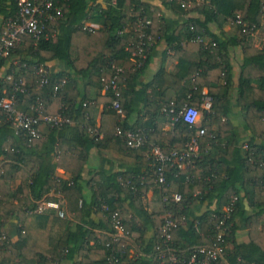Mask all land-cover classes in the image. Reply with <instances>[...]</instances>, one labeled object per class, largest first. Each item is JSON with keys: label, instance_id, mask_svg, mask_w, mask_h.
<instances>
[{"label": "trees", "instance_id": "obj_1", "mask_svg": "<svg viewBox=\"0 0 264 264\" xmlns=\"http://www.w3.org/2000/svg\"><path fill=\"white\" fill-rule=\"evenodd\" d=\"M51 1L61 8V16L46 23L39 40L21 36L10 55L0 61V98L14 94L15 107L31 115H37L30 107L39 102L41 115L67 120L46 125L48 133L29 142L0 110V264H169L159 259L156 250L162 246L160 228L167 211L186 221L171 231L168 246L177 257L209 246L215 225L228 214L225 223L231 227L224 236L219 264H264V49L247 46L262 22L264 0H203L192 10L198 17L189 16L170 38V27L161 23L160 9L142 0H101L104 7L99 0ZM161 1L175 13L184 12L174 2ZM17 11L16 0H0L3 23L15 20ZM220 19L235 23L234 36L211 32V25ZM139 21L150 22L143 31L153 40L144 57L136 55ZM85 24L90 31L82 28ZM183 29L185 39L178 42ZM162 40L177 43L178 74L170 76L161 69L151 83L137 89L150 51ZM232 45L243 46L234 103L243 112L246 138L243 132L229 129L225 120L233 78L225 49ZM49 62L57 63L59 72H52L46 66ZM113 66L123 71L119 77L121 120L110 107L111 92L94 99L88 96L92 87L99 92L103 89ZM39 67L48 71L43 86L36 74ZM188 75L194 76L192 87L168 105L165 115L158 116H166L171 125L169 110L176 112L187 105L200 110V122L189 126L178 120L168 132L162 131L154 98L164 84L177 91L176 83ZM18 79L26 82L23 93L13 91ZM147 88L151 94L146 95ZM203 88L211 99L208 111L200 108ZM90 101L94 104L83 106ZM133 101L142 102V111L149 116L145 122L138 120L136 128L145 143L136 149L115 135L116 127L131 130L128 120L134 112ZM99 106L101 123L96 128ZM80 126L85 130L80 131ZM200 129L204 134L197 138L196 158L183 170L169 166L166 183H158L151 148L158 146L165 154L173 148L181 151ZM92 148L109 154L118 170L107 168L113 161L103 158L102 166L83 180L82 169ZM57 169L69 178L58 177ZM149 190L160 205L159 212L143 205ZM50 193L54 199H48ZM173 193L181 195L180 203L163 202ZM56 198L63 202L64 218L55 209L34 213L40 202L58 203ZM114 214L126 236L117 242L113 241ZM241 224L246 240L237 237ZM7 225H12L15 240L6 233Z\"/></svg>", "mask_w": 264, "mask_h": 264}, {"label": "built area", "instance_id": "obj_2", "mask_svg": "<svg viewBox=\"0 0 264 264\" xmlns=\"http://www.w3.org/2000/svg\"><path fill=\"white\" fill-rule=\"evenodd\" d=\"M166 2H174L180 6L183 10H186L190 5V0H164ZM17 2V18L15 20H7L5 22V29L0 36V61L6 59L13 49L20 43V37L23 35H29L33 40H39L45 32L46 23H52L61 16V8L55 5L51 0H44L40 3L37 0H16ZM149 21H139L136 25L135 32L137 33V56L144 57V52L147 51L148 47L153 43L152 37L143 30L149 25ZM237 23H240L237 21ZM84 30H91L89 25L85 24L82 27ZM200 42L199 39H197ZM135 55V54H134ZM123 73L121 68L112 67V77L108 81H103L104 93L111 92L113 100L111 101V109L115 112L118 118L121 120L124 118V114L121 108L119 92V77ZM36 74L39 76V86L47 84L48 71L39 67L36 69ZM8 81L12 79L6 78ZM65 82L62 81V84ZM26 82L23 79H18L13 82V91L25 92ZM54 92H58V87L54 88ZM94 104L93 101L85 102L83 106ZM202 108L210 110L211 99L207 95H204L202 99ZM41 103L37 102L36 106H31L30 110L35 112L37 115H31L25 113L15 107L14 94L10 97L0 98V110L6 113L7 119L12 123L16 133H22L30 142L33 139H37L40 136L41 125L56 126L62 122L67 121L60 115H41L40 114ZM171 117V125L181 120L189 126L197 125L201 116V112L198 108L193 106L184 105L180 110L174 111L169 110ZM204 131L200 129L194 138L185 144L184 148L179 151L175 148L171 149L165 154L158 146H153L150 151V155L157 164L155 172L156 180L160 184L166 183V173L169 166L176 165L178 170H183L192 158H196L198 151L197 138L202 136ZM115 135L125 141L126 145L130 149H136L142 146L144 138L139 135V132L131 130H123L120 127H116ZM165 203H180L181 195L173 193L170 196L163 198ZM47 209H55L58 211L60 218L65 217V213L59 203L53 201H42L40 202L34 213L41 214ZM225 211H229L226 209ZM229 215L226 214L222 217L219 223L215 225L214 234L210 237V245L204 247L195 248L189 256L179 258L168 246L171 238V231L178 226L185 225V218L175 216L171 211H167L163 215V223L160 228V236L162 239V246H158L156 250L159 252V259H166L169 264H219V260L223 258V241L224 236L230 225H226V220ZM112 225L115 230L113 241L117 242L121 238H126L123 225L119 220L117 214L112 216ZM1 238H5V234L1 233ZM116 262V259H115ZM107 264H113V261H108Z\"/></svg>", "mask_w": 264, "mask_h": 264}, {"label": "crops", "instance_id": "obj_3", "mask_svg": "<svg viewBox=\"0 0 264 264\" xmlns=\"http://www.w3.org/2000/svg\"><path fill=\"white\" fill-rule=\"evenodd\" d=\"M146 3H149L150 5L157 7L160 9L159 17L161 19L162 25H168L170 27V30H168V38H170L174 31L178 30V27L183 26L186 20L189 16L191 17H198V15L195 12H192L193 8L196 5L202 4L203 0H190L189 7L184 10L182 14L175 13L172 9L166 8L163 6L161 0H142ZM103 7L105 6L104 3H102L101 0L98 1ZM95 27H99L95 25ZM175 28V29H174ZM5 29V22H2V19L0 18V36L2 35L3 31ZM174 29V30H173ZM211 32L217 34L220 32H224L226 36L232 37L236 34V26L235 23L230 19H220L217 23L211 25L210 27ZM185 39V31L184 29L179 31V41H184ZM177 46L176 42H173L171 44H167L163 40L157 44L151 51H150V57L148 60V64L144 71L139 76L137 83L138 88H141V86L147 85L153 81L154 76L157 74L159 70H163L167 75L170 76H176L178 74V68H177V59L175 57V49L174 47ZM247 46L258 48V49H264V15L262 17V22L259 26V28L252 34V36L247 40ZM226 51V61L232 66V88L228 90L226 99L229 101L228 109H227V117L225 120L229 122L230 128L239 132H243V135L245 138L248 134L244 132L242 120H243V112L235 107L234 103V96H235V89L238 84V74H239V67L242 64L243 60V46L242 45H232L227 46L225 49ZM46 66L54 73L59 72L60 66L55 62H49L46 64ZM193 75H188L182 80H180L178 83H176L175 91L173 88H170L169 86H166L167 84L162 85V88L164 90L156 96L154 99L156 101V104L154 106L156 107L157 111V119L159 120V126H161L162 131L168 132L171 129V125L166 123L167 119L166 116L159 117L158 115H165L168 109V105L174 101H176L183 91L187 88L188 90L192 87L193 84ZM222 84V82H220ZM141 85V86H140ZM166 86V87H165ZM157 92L159 89L156 90ZM207 88L202 89V95H207ZM97 94L103 95L104 92L101 90L100 92L95 88L92 87L88 91L89 99H94L97 97ZM151 94V88L146 89V95ZM132 107L134 112L130 116L128 120V125H130L131 130L138 132L140 129L136 128L138 127V120L143 119L142 121L145 122L149 116L147 113H145L143 110L144 104L139 101H133ZM202 108V106H200ZM140 111H142L140 113ZM101 112H102V106L98 107L97 112L95 113L94 120L96 122V128L100 127L101 123ZM200 122V119H199ZM198 122V123H199ZM217 127L213 126V130L216 131ZM85 129L80 126V131H84ZM48 133V127L46 125L40 126V134L45 135ZM103 135H99V139H102ZM160 143H166L165 141H162ZM107 158L112 160L113 162L108 163L106 166L107 168L112 167L114 170H118L114 160L112 157L104 152H99L97 148H92L89 151L88 160L87 163L84 165L82 169V179L83 180H89L91 177V174L95 171H97L102 166V159ZM3 164V163H2ZM56 174L58 177L62 179H68L69 175L65 173L63 170L57 169ZM18 182H15L13 187H16ZM89 195V191L85 193ZM53 194L50 193L48 195V199H54ZM153 192L149 190L145 196L143 197V205L146 206L148 211H156L159 212L161 210L160 205L153 201ZM61 207L63 206V202L60 198H56ZM59 199V200H58ZM55 202V201H54ZM6 233L10 235L12 240H15V234L13 233L12 225H7L6 227ZM136 234H134L135 236ZM237 237L240 240H246V230L243 224L240 225ZM132 241V240H131ZM134 251V249L132 250ZM24 264V263H19ZM61 264H70V263H61Z\"/></svg>", "mask_w": 264, "mask_h": 264}]
</instances>
